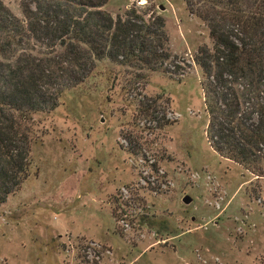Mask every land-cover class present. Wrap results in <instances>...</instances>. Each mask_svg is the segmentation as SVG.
<instances>
[{
  "label": "rangeland",
  "instance_id": "obj_1",
  "mask_svg": "<svg viewBox=\"0 0 264 264\" xmlns=\"http://www.w3.org/2000/svg\"><path fill=\"white\" fill-rule=\"evenodd\" d=\"M19 1L1 0L21 17ZM134 1L103 9L114 16ZM137 8L163 17L184 74L147 72L134 84L128 69L101 60L54 109L31 115L28 176L0 204V264H264V178L205 138L192 55L210 45L207 29L183 0ZM138 95L167 98L172 122L133 125ZM121 134L137 140L136 154Z\"/></svg>",
  "mask_w": 264,
  "mask_h": 264
},
{
  "label": "trees",
  "instance_id": "obj_2",
  "mask_svg": "<svg viewBox=\"0 0 264 264\" xmlns=\"http://www.w3.org/2000/svg\"><path fill=\"white\" fill-rule=\"evenodd\" d=\"M105 3L20 0L17 17L0 0V204L28 176L35 139L31 115L54 109L96 62L128 69L134 84L145 83L147 72L177 79L184 74L185 63L167 48L160 14L130 5L112 16ZM183 3L210 40L192 55L200 72L206 141L216 154L263 179L264 0ZM138 96L133 125L154 131L172 122L167 98L163 106L160 96ZM121 138L131 154L140 150L137 140Z\"/></svg>",
  "mask_w": 264,
  "mask_h": 264
},
{
  "label": "built area",
  "instance_id": "obj_3",
  "mask_svg": "<svg viewBox=\"0 0 264 264\" xmlns=\"http://www.w3.org/2000/svg\"><path fill=\"white\" fill-rule=\"evenodd\" d=\"M133 5L135 7H143L145 5V0H135Z\"/></svg>",
  "mask_w": 264,
  "mask_h": 264
},
{
  "label": "water",
  "instance_id": "obj_4",
  "mask_svg": "<svg viewBox=\"0 0 264 264\" xmlns=\"http://www.w3.org/2000/svg\"><path fill=\"white\" fill-rule=\"evenodd\" d=\"M182 202L185 203V204H187V203L190 202V198L188 196H183Z\"/></svg>",
  "mask_w": 264,
  "mask_h": 264
}]
</instances>
